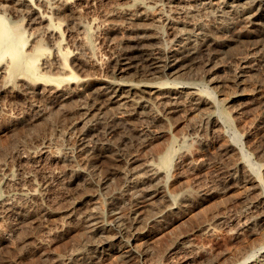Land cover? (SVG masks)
Segmentation results:
<instances>
[{
  "label": "rangeland",
  "instance_id": "rangeland-1",
  "mask_svg": "<svg viewBox=\"0 0 264 264\" xmlns=\"http://www.w3.org/2000/svg\"><path fill=\"white\" fill-rule=\"evenodd\" d=\"M115 1L118 0L94 1L81 19L74 14L63 17V33L69 46L72 49L82 47L78 55L80 60L73 64L79 76L87 75L100 81L111 78L114 63L109 58L136 44L131 39L137 37V32L109 27L100 21L105 11L112 10ZM155 1L166 5L170 0ZM217 6L218 1L214 0V8ZM214 8L198 11L190 20L196 26L203 24L217 30L220 13ZM26 18V22L20 15H13L12 19L24 23L23 28L28 32L27 49L34 44V35L41 27L30 24ZM80 21L89 27L86 32L80 30ZM255 24L244 27L245 36L238 40L224 33L225 41L213 51L216 56L212 65L204 69L193 67V71L188 69L185 78L178 79L197 84L205 95L215 90V106H204L200 111L185 105L164 116L161 107L156 105L153 112L140 111L131 118L134 130H114L111 135V131L106 130L107 124L99 117L103 114V117H122L117 105L98 107L88 113L84 109L91 104L87 93L51 105L45 99L25 95L22 82L12 81L0 93V264H243L246 260L256 259L264 248V218L258 208L264 192L260 187L231 177L237 164H243L253 179L264 182V17ZM166 32L165 29V35ZM84 40L90 42L94 56L87 52L90 50ZM195 71L199 72L198 76ZM246 71L244 85L234 84L239 72ZM52 75H56L55 72ZM129 75L133 74L128 72L113 77L117 80L133 78ZM238 93L245 95V100L232 103L231 108L227 99ZM140 95L150 98L147 94ZM42 110L48 112L47 119L40 121L36 116L42 114ZM57 111L59 114L55 113ZM211 119L218 121L216 127L210 125ZM93 134L116 140L120 147L110 154V158L100 156L98 161L85 164L82 161L85 155L81 153L82 159L79 150L84 142L93 141ZM193 136L205 145L200 146ZM169 150L173 155L172 164L164 170L165 191L169 195L175 192L173 196L189 192L193 201L179 206L174 214L155 220L164 195L145 198L146 201L138 198L141 202L136 197L129 199L132 196L127 183L132 170L124 166L135 157L140 162L152 160L158 164ZM72 168L77 171H71ZM123 169L125 173L128 170L126 175ZM29 178H33L38 193H43L41 198L25 205L22 200H17L19 198L12 197L15 194L13 184L26 182ZM8 203L16 207L25 205L17 208V212L25 214L26 218L18 228L14 213L7 209ZM92 209L99 211L108 224H113L117 218L131 220L139 211L142 222L145 220L146 223L141 222L137 226L140 228L135 227L123 239L114 242L105 254L99 247L102 237H113L117 233L109 229L100 238H97L99 235L94 237L91 229L78 221L80 214ZM71 213H76L78 218H70ZM136 228L140 231H135ZM49 232H52L51 237L46 235ZM124 254H132L131 259Z\"/></svg>",
  "mask_w": 264,
  "mask_h": 264
},
{
  "label": "bare ground",
  "instance_id": "bare-ground-1",
  "mask_svg": "<svg viewBox=\"0 0 264 264\" xmlns=\"http://www.w3.org/2000/svg\"><path fill=\"white\" fill-rule=\"evenodd\" d=\"M94 1L97 0H0V93L5 90L7 86L14 80H19L22 82L24 87L21 88L22 85L20 86V84L19 86L21 89L25 90V95H30V97L32 95V98L38 97L42 98L43 100L45 99L44 101H48L49 103L47 104L51 105L57 103L58 101L64 102L73 96H79L81 94L85 95L87 93L88 97L91 100V104L88 105L89 107H86L84 105V107H86L84 109L88 113L98 107H100V109H104L112 105H117L120 108V114H122V117L113 115H106V117H103L104 114L102 113V116L99 113L100 117H98L100 119H103L104 123L107 124L106 130L108 129L111 131H108V133L110 132V135L112 132H114V130H134V126H132V123H130L131 118L140 113V111H146V113L153 112L156 105L161 107L164 116L179 111V109L181 107H184L185 105L193 106L196 108V110L200 109V111L204 106H215L217 103V100L214 96L216 94V92H214L215 90L208 91L207 95H205L206 93L200 91L197 84L181 82L178 81V79H184L188 74V71L192 70L193 67H201L202 69H204V67L206 66H211L216 56L215 52L213 51H215V48L220 46L221 43L225 41L223 40L224 33L231 34L232 37L234 36L238 40L242 36H245L246 32L244 33L243 31L244 27H250L251 25L255 24L259 18L264 17V0H217V8H214V0H170L166 5L160 4L155 0L115 1L114 4H112L113 7L110 6L112 7V10H110L109 12L105 11V13H103V15L101 16V23H104L109 27L111 26L117 28H127L129 29V31L132 30L135 33L137 32V34H135L137 35V37L133 36L136 39H134L133 37L132 39L131 37L129 38V41L131 39L134 40V43L136 42V44H134L135 46H131L127 49H122L115 53V56L109 58L111 59V62L114 63L112 73L113 76H117L131 72L133 75L129 76L133 78H130L128 80H117L118 78L112 76L111 78L100 81V79H93L87 75L82 77L79 76L78 73L76 74L75 68H73V64L75 61L80 60L81 57L79 58L78 55H80L81 50L79 51V49L82 47H76L72 49V47L69 46L63 33V27L65 25L64 23H62V21L65 20V18L63 20V17H67V14H71V16L77 15V18H80V16L83 17L84 15L86 16V14L83 13H86V9L91 8V5ZM93 8L95 9L94 4ZM210 8H214L220 13V23L218 25V28L216 27L217 30L206 28V26H204L203 24H198L196 26V24H194L190 20L191 17H194V14L196 12H201V10L203 11ZM13 15H20V17H22V19L24 20L25 17H28L29 19H26H28V22H30V24H36L41 27L40 30H37V35H34V44H31V46L27 49L26 36L28 35V32L23 28L24 23L22 24V22H17L16 20L14 21V19H12ZM91 16L94 18L93 15ZM87 20H89V18ZM75 22L76 21H74V23ZM78 25H80V30L83 29L82 31L84 32L89 29V27L83 23ZM165 29L168 31V33L166 32V35L164 33ZM42 37H45L46 41H43ZM246 38H248V36ZM83 42H85V40ZM85 46H87V48L89 47L88 49L90 51H87L88 53L92 51L89 41ZM85 49L86 47L83 48V50ZM91 54L92 56H94L93 52H91ZM96 56L98 55L96 54ZM45 71L52 73L55 72L56 75H52V73L48 74ZM198 73L199 72H196L195 74L198 76ZM246 73L247 71L243 73L239 72L240 75L238 74L233 83L238 84L239 86L244 85L245 76L247 75ZM249 79L250 78H248V80ZM142 93L147 94L148 96H150V98L147 99L143 97L142 95H140ZM241 100H245V95L239 93L234 95L231 94L227 99V104L231 105L232 103L239 102ZM232 105L230 106L231 108ZM105 111L107 112L108 110L105 109ZM41 112L42 114L40 113L38 116H36L37 120L41 121L47 119L46 115L48 112L46 113L44 110H42ZM50 113L52 112L50 111ZM55 113L59 114L58 111ZM52 115L54 116V114ZM101 116L103 118H101ZM42 123L44 122L42 121ZM94 125L96 126L97 124ZM196 125L193 126L196 127ZM210 125L212 127H216L218 125V121L212 120L210 122ZM194 131L196 132L195 129ZM37 132L40 131L37 130ZM92 137L94 138L92 141L93 143H88V141L84 142L82 149L80 148L81 150H79L80 157L82 156L81 153L85 155V157L83 156L84 159L81 157L83 159L82 161L85 164L93 163L91 161H95L100 156H102V158H110V154L112 155V152L115 151L117 147H120L116 140L113 141L109 138L103 139L94 134ZM192 138L200 146L205 145L202 140L199 141L198 138L194 136ZM89 139H91V137ZM110 141L113 142L111 143ZM188 143H190V141ZM172 155V150H169L161 158V161L158 164L153 162L152 160H141L143 162H140V159L135 157L126 162L127 166H124V168L127 167L126 169L128 170H132V172L130 171L131 173H129L130 176H127L129 178L127 183V190L130 191L132 196L130 198L128 197L129 199H135L136 197V199L139 198L140 200H145V198L150 199L160 194L164 195L163 201L161 200L163 209L161 207L158 208L159 212L157 214L159 215L155 220L174 214L175 211H178L176 209L179 206H185L187 205V203H189V201L192 200V194L189 192H184L180 196H173L175 192L173 195H169L165 191L164 170L170 167V165L172 164ZM96 161H98V159ZM243 166V164L242 166L237 164V170L233 169L231 177L238 181L240 180L248 184L250 183L258 188L260 187L264 192V182L253 179V177L249 173V170L247 171ZM76 168L78 169V167ZM74 169L72 168L71 171H77ZM124 170L125 169H123V171ZM128 170H126V173ZM123 173H125V171ZM17 181L18 180H16L15 182ZM25 181L26 182H14L15 184H13V186H15V189H13L14 187H12L11 189L15 191V194H13L12 197L15 196L16 198H19L17 200H22L23 203H26L25 205H27V203L31 202L34 199H37V197L42 195L43 192H41V194L38 193V188L36 187V183L34 182L33 178H29ZM10 182L13 183L12 180H10ZM8 200L10 201V199ZM14 203L17 204V202ZM23 203L22 205H18L23 206ZM258 204V208L260 209L261 214L259 211L258 213L264 218V193H262ZM7 206L9 207L7 209L13 212L15 215L14 217H16V227L20 223L25 221L26 218L23 216L25 214L21 215L20 212H17V208L20 206L16 207L11 203H8ZM98 212L92 209L84 212L83 214H80L79 218L76 217L78 216L76 215L77 212L71 213L69 214V216L70 218H78V221L91 229L90 233L94 235V237L99 235V237L97 238H100V235L106 233L107 230L110 231L109 229L117 231H114L115 233H117V235H115V233H112L113 235H115L113 237H109L108 234L107 238L104 237L103 239L102 237L100 246H98L103 251V253H105L106 249L110 251V248L114 246V242L123 239L125 234L129 233L130 230H134L135 227L142 223L144 225V222L146 223L145 220H143L144 222H142L141 220L142 213H139L141 211H139L138 213L136 212L137 214H135L134 218L132 217L131 220L127 221L123 218H117V220L113 224L106 223ZM216 220L221 221L220 218H216ZM137 228L135 231H140V229ZM51 233L52 232H49L46 235L51 237ZM115 244L117 245V243ZM105 254H107V252ZM127 254H124L126 258L128 260L129 258L131 259L132 254ZM243 264H264V248L260 250V254L258 255V257H256V259L246 260Z\"/></svg>",
  "mask_w": 264,
  "mask_h": 264
}]
</instances>
